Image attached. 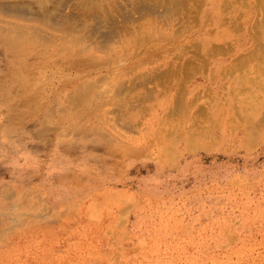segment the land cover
I'll use <instances>...</instances> for the list:
<instances>
[{"label":"rangeland","instance_id":"rangeland-1","mask_svg":"<svg viewBox=\"0 0 264 264\" xmlns=\"http://www.w3.org/2000/svg\"><path fill=\"white\" fill-rule=\"evenodd\" d=\"M102 1L112 9V23L133 38L130 42L125 34L116 38V45L134 51L123 57L121 67L126 70L138 63L139 68L121 77L94 71L86 77L96 79V83L91 81L96 96L129 97L127 109L114 106V114H109L113 119L103 128L109 137L120 140L126 136L130 143L117 144L116 153L107 155L106 145L95 132L86 134L85 129L69 123L66 135L52 132L37 137L36 123L43 112L25 125L24 134L17 138L0 135L2 147L13 143V148L0 151V181L24 178L25 184L38 185L56 197L67 194L66 185L73 190L90 186L93 189L88 190H95L100 203L112 196L101 206L98 218L89 217L82 209L86 214L79 211L80 218L75 219L73 208L67 204L66 214L43 213L45 218L42 214L36 220L39 235L35 240L41 237L47 241L49 254L44 261L51 264L54 256L65 255L66 248L60 243L68 232L84 231L87 242L81 259L85 264H264V0H198L197 5L196 0H182L188 7L180 9L177 0L172 13L165 7L158 12L149 7L173 0H146L148 7L135 6L141 0H128L124 9L118 6L121 0ZM71 5L67 4L66 11ZM170 13L166 26L164 14ZM144 14L154 18L148 24L157 28H149L147 35L144 26L139 43L135 41L141 33L137 24L144 22L137 20ZM158 15L162 16L159 22L155 20ZM185 24L188 28L176 33V28ZM196 34L198 41H205V47L193 40ZM59 35L66 39L53 40L62 41L63 46L84 47V36L77 39L69 32ZM86 51L109 60L107 63L116 60L110 57V50L97 51L95 45ZM2 57L0 51L4 66ZM51 60L46 73L76 76L77 66ZM58 73L45 86L50 105L56 107L59 89L65 83ZM172 75L179 78H170ZM86 77L79 78L84 81ZM121 80L130 89L116 98ZM163 83L169 88H163ZM197 84L201 85L195 88ZM192 96L195 101L189 105L187 99ZM108 106L113 107L108 104L105 109ZM226 112L228 117H224ZM188 115L186 127L176 126L186 123ZM191 120L196 123L190 125ZM207 124L212 125L214 135L203 141L206 146L187 148L180 141L183 136L175 135L179 129L185 134L193 126L197 130ZM55 146L71 155L52 170ZM161 154L169 160L163 167L158 165ZM86 155L94 159L85 160ZM76 191L69 193L80 200L85 198L83 190ZM114 195L124 199L114 201ZM10 243L0 242V250ZM37 258L43 260V255Z\"/></svg>","mask_w":264,"mask_h":264},{"label":"bare ground","instance_id":"bare-ground-1","mask_svg":"<svg viewBox=\"0 0 264 264\" xmlns=\"http://www.w3.org/2000/svg\"><path fill=\"white\" fill-rule=\"evenodd\" d=\"M70 2H72L71 8L66 11L65 8H67V4ZM198 2L199 1L196 0L195 4H200ZM127 4L128 0H121L118 2V6L121 9H124ZM186 4L184 1L178 0L179 9L180 6L188 7ZM104 5L102 0H0V51L3 52L2 58L4 62L6 61L4 66L0 64V135H7L8 137H12V139L13 136L17 138L18 134H24L25 125H28L31 121L36 119L39 112H43V117L37 119L36 125L38 126L36 127L35 125V134L37 137L52 132L66 135L68 133L66 126L69 123L85 129L86 131H84V133L86 134L92 135V132H95L99 140L106 145L107 155L115 154L116 149L119 147L118 145L123 146L130 143L126 136L122 137L120 140L119 138L109 137L110 134L103 128V126L109 124L108 122L113 119L109 114H114V106L127 109L129 97L124 96L125 99L118 100L107 98L106 96H96V90L93 87L94 83L91 82L96 79L93 78L91 80L92 76H90V78L86 77V73H91L92 71L97 73L106 72L108 76L119 74L118 76L121 77L129 70L139 68L138 63L128 65L126 70L121 67L120 62L123 57L132 55L134 51L130 52L128 50L129 46L125 45L120 47V45H116V38L119 36L124 37L123 35L125 33H123L120 30L121 28L115 23H112V9H107V5ZM143 5L147 7L151 5L149 9L152 7L156 12H158L157 9L161 10V7H165L167 13H172L175 10V6H177V0H173L171 4L162 2L161 4L152 3L147 5L146 0L135 3L137 7H144ZM114 8H116V5ZM197 9L196 12L200 15L198 6ZM171 13L164 14L167 22V24L164 25L166 26H168L171 21ZM144 16L137 20L144 22L137 24L139 26L138 32L141 33L138 34V38L135 39V41L139 43L142 41L145 29L148 35L149 28H157L150 27L151 25L148 24L151 20H154V18H148L149 14H144ZM158 16L159 17L155 19L157 22H159V19L162 17L161 15ZM130 20L132 19L130 18ZM184 21L185 23L188 22L186 19ZM244 25L245 24H243V26ZM185 28H188L187 24H185L183 28L177 27L176 33L179 34ZM125 30L127 29L123 31ZM60 32H69V35L77 39L84 36V47L75 49L72 46H63L62 41H56V43L53 39H66L64 36L59 35ZM125 37L129 39V42L133 39L128 34H125ZM198 37L199 34H196L193 40L199 42L202 47H205V41H198ZM78 43L83 44L80 41H78ZM129 44L130 43H128V45ZM93 45H95L97 51L110 50L108 51L111 53L110 57L116 58V60H110V62L107 63L109 60L103 61L102 58L96 57L93 53H88L86 48ZM182 46H184V43H182ZM84 52L86 53L85 55H83ZM72 56H83L84 58L76 60L73 59ZM52 58H56V63H63L68 67L77 66L75 67L78 69L76 76L69 77L60 72L58 73V71H55L53 74L46 73L47 70L45 67L50 65L53 61L51 60ZM112 63H114V65H112ZM234 69L235 67L231 70L234 71ZM226 71H228V69H226ZM57 73L60 74L61 80L65 81L64 85L59 89L60 95L59 98L57 97L58 107L50 105V98L45 92L46 84L50 81L51 77H54L53 75ZM79 77H86L87 80L81 81L82 79ZM169 77L175 79L178 75ZM165 82L169 83L167 80ZM200 85L201 84H197L195 88ZM127 86L128 84H125L121 80L116 87L118 88L117 93L114 91L115 97L117 98L119 95L122 96L121 93H123V90L126 91V89H130L127 88ZM172 86V89H174V85ZM162 87L169 88V86L164 83ZM180 89L182 90V88ZM183 90L186 89L184 88ZM187 101L189 105H192L195 98H193V96L188 97ZM108 104L113 105V107L108 106V109H105ZM180 108L181 107H179V109ZM168 111H170V109ZM199 111L197 109L196 113H199ZM170 114L172 113H169L168 116H170ZM205 116H207V114ZM228 116L229 113L226 112L224 117ZM116 118L118 119L119 117ZM184 120L186 123H178L176 126L179 128L186 127V124L189 123L190 115L185 117ZM192 123L196 122L191 120L190 125H192ZM211 126V124H207L206 128L200 129L198 127V129L196 128L197 130H195L193 126L190 132L186 130L185 134L179 129V132L175 135H178V137L183 136L180 141L184 143L187 148L206 146L207 144L203 143V141L212 138L214 135V130ZM83 134L82 136H84ZM168 136H171V133H169ZM107 137L109 138L106 139ZM113 142L116 143L113 144ZM216 144L217 142L214 143V145ZM12 145L13 143L2 147L0 144V151L8 149L12 147ZM59 148L60 146L54 147L56 151L54 153L55 158H51L54 163V168H52V170L64 164L65 161L61 160L67 159L71 155L66 152H60L58 150ZM11 158L16 160L15 157ZM89 158L91 160L94 159V157L86 155L85 160L88 159L89 161ZM166 163H169L168 158L161 154L158 165L163 167ZM52 170L51 172L53 174ZM58 171L62 173V170L59 169ZM69 178V175H66V180L70 181ZM24 181V178H21V180L17 182H10L7 180L0 181V242L3 243L7 240H11L10 244H6L0 250V264H49V262L47 263L44 261L46 255L49 254L47 241H43L44 238L41 237H39V240H35L39 235L35 230V228L39 227L36 220H38L43 213H46V215L52 212L66 214V204L69 208H73L72 212H74L75 219L80 218L78 213L79 211H83L82 209L88 213L89 217L98 218L101 206H104V204L110 201V197H112L108 195L106 200L100 203V200L94 195L95 190L92 192L88 189L93 188L87 186L86 188H75L76 190H83L82 192L85 193L83 195V198H85L80 200L75 198L72 193H69L70 191L74 193L78 191L69 188L67 185L64 186L67 187V194L60 193L56 197L54 192L51 191L49 194L45 188H41L38 185L33 186L31 184H25ZM58 190L60 189L58 188ZM116 195L113 196L115 197L114 201L124 199V197H117ZM79 202L81 203L79 204ZM85 212L84 214H86ZM121 212L122 210L120 209V213ZM43 215L44 217L42 218H45V214ZM113 222L115 221H112L111 224H113ZM116 225L112 227L111 232H113ZM59 233H61V231ZM86 235L84 231L68 232L62 243H60L66 248L65 255L62 257H51V264H53V260L55 264H85L81 259V255L85 251V243L87 242ZM42 251L43 253H40ZM38 254L43 255V260L37 258Z\"/></svg>","mask_w":264,"mask_h":264}]
</instances>
